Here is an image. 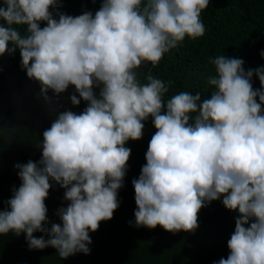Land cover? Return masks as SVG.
Wrapping results in <instances>:
<instances>
[{"label": "clouds", "instance_id": "1", "mask_svg": "<svg viewBox=\"0 0 264 264\" xmlns=\"http://www.w3.org/2000/svg\"><path fill=\"white\" fill-rule=\"evenodd\" d=\"M209 2L102 0L94 15L54 17L60 0H3L0 57L19 49L27 77L46 99L49 90L59 95L74 86L80 99L72 95V104L82 99L88 106L60 113L43 132L39 162L15 165L21 184L0 211V235L26 234L30 249L52 247L61 259L89 254V233L119 208L131 156L125 145L142 139L151 117L156 131L132 181L135 226L194 233L201 209L222 198L238 216L229 255L218 264H264V67L245 72L242 59L216 56L208 77L213 91L203 101L187 91L165 101L170 82L148 72L142 83L136 71L146 62L156 67L186 37L204 36ZM51 182L65 190L68 204L49 230Z\"/></svg>", "mask_w": 264, "mask_h": 264}, {"label": "trees", "instance_id": "2", "mask_svg": "<svg viewBox=\"0 0 264 264\" xmlns=\"http://www.w3.org/2000/svg\"><path fill=\"white\" fill-rule=\"evenodd\" d=\"M102 0H60L57 8L51 9L54 17L57 12L78 16L85 11L95 14ZM0 7H5L0 0ZM205 25L204 36L197 39L185 38L177 48L166 53L156 67L151 63L142 64L136 71L141 82L151 72L158 79L169 84L165 94L167 101L182 91L200 93L201 99L210 97L213 91L208 77L215 75L210 60L219 55L238 58L244 61L245 72L264 67V0H210L202 13ZM0 24L7 26L5 22ZM45 27V23H41ZM22 35L26 28L18 29ZM9 47H12L9 45ZM254 89H260V81L253 75ZM100 88H94L98 96ZM79 95L74 86L59 95L51 90L41 93V85L27 77L22 67L19 49L12 54L0 57V211L7 210V201L21 181L16 164L29 160L39 162L42 158L43 132L64 111L82 113L88 106L81 99L73 105L71 96ZM259 102V100H257ZM144 123L143 137L138 141L129 140L126 147L131 149L123 187L118 191L119 208L113 218L101 222L96 232H90L92 244L90 253H77L61 259L52 247L43 250L30 249L26 234L0 235V264H218L227 258V242L235 230L238 212L227 210L221 200L208 203L198 216L197 230L206 231L215 237L211 246L193 244L189 232L170 233L162 227L155 229L135 226V191L132 184L138 179L142 166L146 164V152L151 137L155 134L153 119ZM45 204L48 209V223H61L56 215L61 207H67L64 189L51 182ZM131 222V223H130ZM36 238L49 237L35 232Z\"/></svg>", "mask_w": 264, "mask_h": 264}, {"label": "rangeland", "instance_id": "3", "mask_svg": "<svg viewBox=\"0 0 264 264\" xmlns=\"http://www.w3.org/2000/svg\"><path fill=\"white\" fill-rule=\"evenodd\" d=\"M193 244L197 246H211L214 243L215 237L206 231L196 230L190 234Z\"/></svg>", "mask_w": 264, "mask_h": 264}]
</instances>
